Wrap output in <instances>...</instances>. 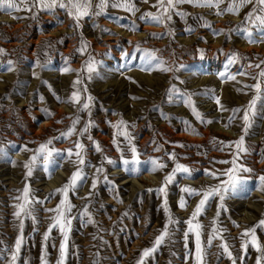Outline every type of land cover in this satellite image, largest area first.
I'll use <instances>...</instances> for the list:
<instances>
[{
    "label": "rangeland",
    "instance_id": "rangeland-1",
    "mask_svg": "<svg viewBox=\"0 0 264 264\" xmlns=\"http://www.w3.org/2000/svg\"><path fill=\"white\" fill-rule=\"evenodd\" d=\"M156 2L131 0L138 9L135 15L109 7L99 17L82 18L78 25L59 8L54 13L37 8L0 10V49L4 50L0 53V148L3 149L0 152V264H10L11 252L20 235V220L14 215L17 210L14 205L19 203L15 197L26 185L31 186L33 198L42 203L34 205L37 223L31 218L24 219L23 243L16 264H41L43 235L54 215L46 209L57 207L63 199L57 190L70 180L77 168L75 156L67 158V150L74 149L77 141L85 145L87 164L100 167L104 161L102 166L106 171L100 174L90 199L87 197L96 177L95 167L83 166L87 179L81 187L69 192V199L75 205L72 215L76 218L69 234L66 264H138L143 251L153 247L167 223L165 196L159 189L177 163L192 170L191 178L176 172L166 189L172 216L180 223L169 226L170 237L145 258L144 264H195L194 234H189L188 247H184V232L188 227L185 221L202 197L181 189L203 191L219 183L205 175V170L230 167L216 161L231 160L236 153L235 143L241 136L248 151L240 153L238 164L251 168L252 172L239 173L246 183L238 192L225 194L222 208L219 197H214L198 217L203 225V264H232L220 246L224 242L237 258V264H256L258 253L251 243L245 253L241 234L264 219V185L259 181V176L264 175V96L257 100L256 115L251 117L247 134L241 117L255 96L254 89L245 86L254 85L256 80L252 77L264 68V64L261 68L254 67L264 61V36L259 29H252L254 38L260 42L249 43L237 31L254 4L243 7L239 15L226 12L216 15L212 8L179 4L165 25L142 19L145 13L158 11L152 7ZM226 7L227 0L221 10ZM85 43L89 47L82 55L78 49ZM137 44L141 48L139 52L134 47ZM143 50H158V57L172 71L156 68L143 71ZM232 53H239L240 59L228 65ZM89 55L99 62L97 72L91 80L86 78V73L81 74L83 82L77 88L81 103L86 102L88 95L93 97V127L80 136L89 119L88 111H78L79 105L66 101L76 91L73 82ZM38 60L43 67L37 66ZM9 67L14 70L8 71ZM65 68L71 71H63ZM242 72L248 74L241 75ZM229 75H235V79H228ZM172 85L185 96L190 95L204 120L213 122L201 123L175 94L169 101ZM214 97L220 98L224 110L215 103ZM235 109L242 111L233 116ZM77 117L76 132L71 137L62 136ZM120 119L128 122L134 137L131 144L123 136L116 137L124 159L130 161L127 166L113 144L112 124ZM193 129L198 134H193ZM89 135L92 140L88 139ZM49 139H53L51 147L61 156L54 153L53 162L47 168L38 159L30 165L29 177L25 164L34 154L33 150ZM95 141L100 143L102 151H96ZM229 144L232 146L228 147ZM132 145L139 153L140 164L135 166L139 174L132 172ZM173 152L175 160L169 158ZM105 157L114 163L108 164ZM153 160H159L166 167L153 170ZM105 175L108 182L104 180ZM181 197L186 201L185 209L179 207ZM86 205L94 222L81 215ZM214 226L224 230L223 238L214 239L208 246ZM256 235L264 244V228L257 227ZM62 240L59 230L53 229L47 241L49 264H57Z\"/></svg>",
    "mask_w": 264,
    "mask_h": 264
},
{
    "label": "snow or ice",
    "instance_id": "snow-or-ice-1",
    "mask_svg": "<svg viewBox=\"0 0 264 264\" xmlns=\"http://www.w3.org/2000/svg\"><path fill=\"white\" fill-rule=\"evenodd\" d=\"M146 3L147 0H144ZM184 3H191L194 6L199 7H207L212 8L216 10V15H222L225 12L239 15L240 10L245 7L248 4H254V7L252 10L244 17V21L241 25L237 26V31L244 34L245 38L248 40L249 43H258L260 41H257L254 38V32L252 29H259L260 34L264 36V0H227V7L223 10H221V5L226 3V0H157L155 4L152 5V7H155L158 9L156 13L153 12H147L144 14L142 19H145L146 22H153L156 24H165L166 21H170L172 19V10L177 7L179 4ZM23 5V7H21ZM115 8V9H122L124 11L130 12L133 15L138 11L136 6L131 3V0H0V10H8V11H31L33 8H37L40 11H47L49 13H54L57 8L64 9L70 17L79 24V21L84 17H90V16H96L99 17L102 14L106 12V10L109 8ZM178 15H183V13L177 12ZM16 19H20V17H14ZM206 27H212L211 24H206ZM108 31V30H105ZM189 31H191L189 29ZM215 34V33H214ZM114 35V33H113ZM89 45L86 43L82 45L78 51L83 55ZM136 51H141L140 45L137 44L134 46ZM4 50L0 49V53H3ZM158 50H143V55L141 57L142 59V70L143 71H151L153 68H156L160 71L168 72L172 71L171 68L165 66V62L161 60L157 55ZM128 54L125 53V56ZM203 55V53H201ZM240 59L239 53H232L229 55L228 58V65H232L236 63ZM38 67H43V65L40 64L39 60L36 62ZM98 61L95 60V57L89 55L88 59L85 61L83 67L80 69V71L77 73V79L73 82V88H76V91H74L69 98L68 103H73L75 105H79L78 111L87 110L89 119L83 129L80 131V136H84V134L89 132V129L93 127V122L91 120V107L93 104V97L91 95H88L86 98V102L81 103V94L80 89L77 88L78 85L82 84L81 74L86 73V78L88 80L92 79V74L97 72V65ZM9 64L11 65L12 62L9 61ZM264 64V61H261L260 64L254 65L256 68H261V65ZM227 67V66H226ZM249 67H253V65H249ZM8 71H13L14 69L9 67L7 69ZM63 71L68 72L71 71L70 68H65ZM241 75H247L248 73L242 72ZM220 76L224 77L225 73H219ZM228 79H235V75H229L227 76ZM131 79V78H129ZM252 79L256 80V83L254 85H246L245 87H250L254 89L255 96L251 100V102L248 104L247 109L243 110V116L241 117L243 124H244V132L247 134L249 128L251 127L252 120L251 117L256 115V103L257 100L264 96V68H261V71L256 75L253 76ZM181 83H184L181 81ZM84 91H87L86 87L84 88ZM173 94L181 97L182 103L191 108V111L193 115L201 121V123H212L213 121L208 120L205 121L201 112L197 110L194 102L191 99L190 95L185 96L175 85H172V87L169 89L168 92V98L169 101L172 100ZM43 99V98H41ZM57 100L59 101L60 98L57 97ZM215 103L220 106L221 110L223 109V105H221V101L219 97H214ZM47 111L48 114L54 115L50 110H44ZM242 111L241 109H235L233 110V116H235L237 113ZM230 118V122H231ZM58 123H62L63 121H57ZM79 123V117H77L71 127L66 131L61 133L64 137H71L76 132V125ZM111 123V122H109ZM185 124L188 122L185 121ZM112 127L114 128V138H113V144L117 146V150L121 152V159L125 166L130 164V161L128 159H124L123 157V150L120 149L118 141L116 137L123 136L126 140L129 141V144H131V141L134 139L132 137L131 133L129 132V124L123 119L118 120L115 124H112ZM131 127H135V125H131ZM188 130V129H186ZM193 134H198L195 132V130H192ZM89 140H92V136H88ZM95 148L97 152L102 151L101 145L98 141H95ZM53 144V139H49L45 143H41L37 149L33 150V155L31 156L28 163L25 164V168L28 169L27 175L30 177L32 175V169L31 166L34 164L38 159H42L44 165L49 166L53 162V156L54 153L56 156H61V153L51 147ZM245 140L244 137L241 136L240 139L235 143L236 153L234 157L231 160H219L216 161V163L219 164H225L230 165V167L225 169H217L213 171L205 170V175L210 177L211 179L219 181V183L215 185H209L205 190H197L190 187H184L181 189V191L189 193L190 195L195 196H201L198 205L195 207L194 211L192 212L190 218L185 221L187 224V230L184 232V240L185 245L184 247L187 248V241L189 238V234H194L195 236V264H203V254H204V248H203V242H202V230L203 225L198 221V217L204 212L206 206L209 204L210 200L214 197H219L220 200V207L222 208L223 201L225 199V194L231 191L232 193L238 192L243 185L246 183V180H242L239 176V173L241 171L251 173L252 169L245 167L244 165L238 164V160L240 158L241 152H247L248 149L244 146ZM183 147V145H180ZM228 147H231L232 145H227ZM25 150L27 149V146H25ZM160 149L157 148V151ZM0 152H3V149L0 148ZM131 152L133 154V158L131 161V164L134 166L132 168L133 174H139L138 168H136V165L140 164L139 160V153L137 152V149L134 145L131 146ZM86 149L85 145L82 142H75L74 143V149L69 148L67 150V158H72L75 156V163L77 165L76 170L72 173L70 180L57 191L62 194L63 199L60 201V203L55 208L46 209L48 212L54 213V215L51 217L52 223L49 225L47 231L43 235V252L41 254L40 260L41 264H49V261L47 259V241L49 240V236L51 235L53 229H58L61 236L63 237L62 242L59 246V258L57 260V264H66L67 260V248H68V240H69V234L72 230V221L76 217L72 215V211L75 208V205L71 203L69 199V192L74 191L77 189V187H81L83 185V182L87 179L86 173L84 171L83 166H92L88 165L86 162ZM169 158L172 160L176 159V154L170 153ZM105 160L108 164H113L114 161L111 158L105 157ZM104 161L101 162L100 167H95L96 177L92 181L91 185V191L89 192V197L87 199H90L92 192L95 191L97 188L99 177L101 173H104L106 170L102 166ZM154 165V169H163L166 167V164L161 163L159 160H153L151 162ZM127 171V167L125 168ZM191 169L188 168L185 165L176 164L175 169L172 173L166 175L164 186L159 189L160 192L164 193L165 199H164V209L165 213L168 217L167 223L165 224L163 230L161 231V234L155 238L154 245L151 248H146L143 251L141 259L138 261V264H144L145 258L149 257L153 252L156 251V249L165 241L166 238L170 237L169 233V226L173 223L179 225L180 221L178 219H174L171 213V210L168 206V200H167V186L169 183H171L175 178L176 172H183L187 174V178H191ZM227 177V179H222V177ZM105 182H108L107 176H104ZM259 181L261 182V185H264V175L259 176ZM30 185H26L24 189L22 190V193L15 197L19 203L15 204L14 207L17 209L14 213L15 217L20 220V235L15 241L14 251L11 252V258H10V264H16L17 256L21 250V245L23 243V228H24V219L31 218L33 223H37V217L35 214V208L34 205L37 203H42L38 198H33L30 192ZM51 197H49L50 199ZM122 202V201H121ZM179 207L181 209L186 208V201L183 197L180 198L179 201ZM82 216H88L90 222L92 221L91 214L89 213V206L86 205L81 212ZM124 215H127L125 213ZM219 213H217V219H218ZM216 221H213V224L215 225ZM257 227L264 228V219H261L259 221V224L257 226L247 228L244 230V232L241 234L242 239V248L244 249L245 253L247 252V248L249 243L255 248L256 252L258 253L256 258V264H264V244H262L257 235H256V229ZM224 230L220 229L218 227H213L211 230V234L207 240L208 246L212 245V242L216 238H223L222 232ZM55 246V245H53ZM223 249V252L227 254L228 258L232 261V264H237V258L233 256L232 252L229 250V246L227 242H224L220 245ZM5 251H8L7 248H5Z\"/></svg>",
    "mask_w": 264,
    "mask_h": 264
}]
</instances>
